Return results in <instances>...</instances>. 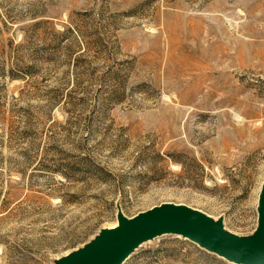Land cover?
I'll return each mask as SVG.
<instances>
[{
    "label": "rangeland",
    "instance_id": "1",
    "mask_svg": "<svg viewBox=\"0 0 264 264\" xmlns=\"http://www.w3.org/2000/svg\"><path fill=\"white\" fill-rule=\"evenodd\" d=\"M264 177V0H0V264L162 200L240 233ZM121 264H246L164 232Z\"/></svg>",
    "mask_w": 264,
    "mask_h": 264
},
{
    "label": "water",
    "instance_id": "2",
    "mask_svg": "<svg viewBox=\"0 0 264 264\" xmlns=\"http://www.w3.org/2000/svg\"><path fill=\"white\" fill-rule=\"evenodd\" d=\"M257 224L248 233L184 201L162 200L127 214L117 203L113 225H102L89 239L56 258L57 264H121L144 240L164 232L183 234L230 260L264 264V177L257 200Z\"/></svg>",
    "mask_w": 264,
    "mask_h": 264
},
{
    "label": "bare ground",
    "instance_id": "3",
    "mask_svg": "<svg viewBox=\"0 0 264 264\" xmlns=\"http://www.w3.org/2000/svg\"><path fill=\"white\" fill-rule=\"evenodd\" d=\"M116 223H117V220L113 223V225L116 224Z\"/></svg>",
    "mask_w": 264,
    "mask_h": 264
}]
</instances>
